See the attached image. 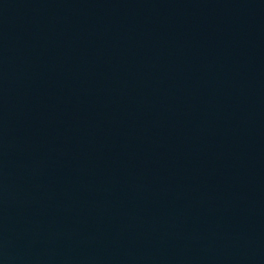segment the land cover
Wrapping results in <instances>:
<instances>
[{
    "label": "water",
    "instance_id": "water-1",
    "mask_svg": "<svg viewBox=\"0 0 264 264\" xmlns=\"http://www.w3.org/2000/svg\"><path fill=\"white\" fill-rule=\"evenodd\" d=\"M0 264H264V0H0Z\"/></svg>",
    "mask_w": 264,
    "mask_h": 264
}]
</instances>
